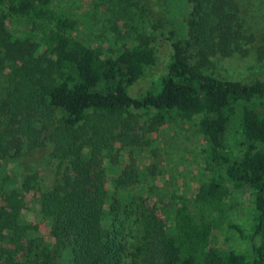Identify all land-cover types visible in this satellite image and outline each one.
<instances>
[{"label": "trees", "instance_id": "obj_1", "mask_svg": "<svg viewBox=\"0 0 264 264\" xmlns=\"http://www.w3.org/2000/svg\"><path fill=\"white\" fill-rule=\"evenodd\" d=\"M165 10L171 46L166 72L135 97L129 88L157 60L153 32L139 31L119 52L107 53L78 36L79 20L55 0H0V73L8 71L12 81L0 98V264H127L135 247L128 240L133 220L127 208L133 207L116 187L128 180H114L111 190L100 164L114 160L112 143L123 139L115 129L131 127V110L154 111L159 124L199 117L205 153L220 167L198 187L194 210L184 198L166 210H133L143 235L136 264H264V148L258 147L264 145V77L227 80L208 72L212 57L244 50L254 36L236 0H167ZM240 101L247 147L234 157L224 136ZM24 138L28 149L48 145L51 157L65 163L50 186L38 169H10ZM229 184L255 189L250 255L220 253L210 242L226 219ZM31 194L52 242L36 237L39 226L26 218Z\"/></svg>", "mask_w": 264, "mask_h": 264}, {"label": "rangeland", "instance_id": "obj_2", "mask_svg": "<svg viewBox=\"0 0 264 264\" xmlns=\"http://www.w3.org/2000/svg\"><path fill=\"white\" fill-rule=\"evenodd\" d=\"M236 1L245 27L254 39L244 45V50L229 57H212L208 72L222 79L251 81L264 77V0ZM55 4L58 9L79 20L78 36L84 42L100 46L107 53L119 52L139 31L153 32L151 44L157 60L129 88L132 96L142 95L166 72L171 56V46L166 39L167 0H55ZM4 73H0V98L7 96L12 86L8 71ZM242 105L240 101L233 108L224 136L225 148L234 157L243 153L247 147L240 122ZM131 113L126 117L131 126L126 127L129 132L123 125L115 129L117 135H123V139L112 143L111 157L114 160L109 163L104 158L100 164L105 170L107 185L111 190L115 189L114 180L126 178L127 184H121L116 190L126 198L127 205L132 203L134 211L153 205L166 210L167 206L183 198L194 210L193 198L200 184L220 172V167L211 163L205 153L207 142L198 125L199 117H177L159 124L154 119V111L131 110ZM15 126H20V123L16 122ZM258 147L264 148V145L258 144ZM51 151L48 145L28 149L24 138L20 156L9 167L19 174L38 169L42 172L43 185L50 186L61 177L66 166L59 159L52 158ZM128 171L132 175L125 177ZM228 186L230 193L225 200L226 219L213 229L210 242L220 253L235 250L250 255L255 219V189L249 186L236 189L232 184ZM36 198L34 194L30 195L25 210L26 218L39 226L36 237L52 242L49 224L39 212ZM127 209L131 211L133 220L128 240L135 246L127 257V264H136L141 258L136 246L141 244L143 236L141 227L136 223L140 214L134 213L131 208ZM140 213L143 214V211ZM109 221L108 217L104 218V224ZM232 224L238 225L245 237Z\"/></svg>", "mask_w": 264, "mask_h": 264}]
</instances>
